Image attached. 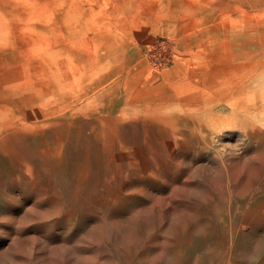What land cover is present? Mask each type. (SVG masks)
<instances>
[{
  "label": "rangeland",
  "instance_id": "rangeland-1",
  "mask_svg": "<svg viewBox=\"0 0 264 264\" xmlns=\"http://www.w3.org/2000/svg\"><path fill=\"white\" fill-rule=\"evenodd\" d=\"M0 264H264V0H0Z\"/></svg>",
  "mask_w": 264,
  "mask_h": 264
},
{
  "label": "crops",
  "instance_id": "crops-1",
  "mask_svg": "<svg viewBox=\"0 0 264 264\" xmlns=\"http://www.w3.org/2000/svg\"><path fill=\"white\" fill-rule=\"evenodd\" d=\"M195 6H199V4L197 2H192L191 8L197 10V8ZM153 20H155V19H153ZM196 21L192 19L191 22H186V23L183 22V24L182 23L181 24L178 23L177 28H179L180 31H183L185 29H189V27L198 26L199 25V19H197ZM145 23L146 22L140 23V25L144 24V26L142 28L144 31L148 30V28H147L148 24H145ZM153 23L154 22H152V24ZM152 24H151V26H153ZM161 24H162V22H161ZM104 33L102 32V34L101 33L99 34V37H101L100 40H102V42L100 43V42L94 41L93 39L88 40V37L89 36L87 34V29L83 30L81 28V33H80V36H79L80 41L78 43L76 42L73 45L71 42H74L76 39L74 41L70 40L69 41V44H70V47H69L70 50H69V52L72 53V50H75V51L78 50L80 53H83L85 55V57H86L87 54H90L92 58H98L99 56H102V52H104V55H105V53L108 52V50H109V53L108 54H110V52H112L114 50L113 49V46L110 47V49H109L108 44H104V43H110V42H112V40L109 39L110 38V35L112 33L107 34L105 31H104ZM33 34L34 35L35 34L36 35L39 34V36H41V35L42 36L49 35V37H50V34L51 33H50V31L49 32L48 31H46V32H40L39 30L36 29V31H33ZM64 34H66V32H64ZM105 37H107V38H105ZM187 37L188 38H186V41H188V42H190V41L197 42V40H200L199 35H198V32H195L193 34H190ZM64 39H66V36L64 37ZM95 39H97V38H95ZM53 43L55 44V42H53ZM105 47H107V48H105ZM52 52H55L54 47L52 48ZM119 57L120 58L121 57H124V58H121V59H124V61L129 60V58H127L124 55H122V52H120ZM132 71H133V76L137 78L135 80L137 86L132 91V93L128 94V92L125 91L124 95L122 96V94H121L120 97H127L129 95L131 97L133 95V92L140 93V91H141V88L139 86V83L142 84L143 78L146 76V73H147V67L145 65H143V64H140V63H138L136 65L134 64ZM81 72H80V74H81ZM86 74H87V72H86Z\"/></svg>",
  "mask_w": 264,
  "mask_h": 264
}]
</instances>
